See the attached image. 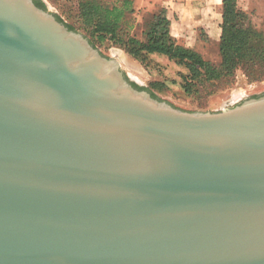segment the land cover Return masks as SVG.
<instances>
[{
  "label": "water",
  "instance_id": "95a60500",
  "mask_svg": "<svg viewBox=\"0 0 264 264\" xmlns=\"http://www.w3.org/2000/svg\"><path fill=\"white\" fill-rule=\"evenodd\" d=\"M0 264H264V92L180 108L0 0Z\"/></svg>",
  "mask_w": 264,
  "mask_h": 264
},
{
  "label": "trees",
  "instance_id": "16d2710c",
  "mask_svg": "<svg viewBox=\"0 0 264 264\" xmlns=\"http://www.w3.org/2000/svg\"><path fill=\"white\" fill-rule=\"evenodd\" d=\"M35 2L44 7L41 0ZM131 11L132 0H114L110 4L100 0H81L75 16L84 35L95 47L104 43L118 45L145 67L151 63L153 56L174 65L178 79L173 77L168 81L179 84L186 93L204 82L231 77L239 68L251 80L264 79V29L252 23L251 15L238 8L236 0H222L220 35L216 44L219 59L216 62L177 41L171 33L170 19L164 9L144 15H148L149 19L143 22V37L130 35L125 23L129 19L126 13ZM64 23L75 29L71 24ZM165 83L155 80L150 82V86L164 90ZM132 84L145 88L134 82ZM147 90L157 97L152 90Z\"/></svg>",
  "mask_w": 264,
  "mask_h": 264
},
{
  "label": "rangeland",
  "instance_id": "374dc122",
  "mask_svg": "<svg viewBox=\"0 0 264 264\" xmlns=\"http://www.w3.org/2000/svg\"><path fill=\"white\" fill-rule=\"evenodd\" d=\"M44 7L55 13L64 22L71 24L76 30L84 34V30L80 28L76 22V12L81 0H41ZM105 4H110L114 0H100ZM148 15L144 16L134 30V15H130L125 23L127 32L130 35L143 37L141 33L143 22L148 20ZM145 20V21H144ZM178 20V19H176ZM252 23L259 29H264V15L251 14ZM172 26V25H171ZM217 29H220L219 26ZM171 33L177 41L182 44H197L198 49L216 62L219 59L217 45L214 41H209L207 44L201 41L207 37L202 29L190 28L186 24L175 22L174 27H171ZM96 47L101 53L107 56L116 57L121 65L122 70L132 82L136 80L141 86L152 92L160 99L167 100L183 109L189 110H218L224 105H233L243 98L260 94L264 92V79L251 80L246 76L242 69H237L233 76L222 78L216 81L204 82L193 88L192 92L186 93L179 84H171L168 80L178 79L176 67L162 58L153 56L151 63L145 67L143 63L128 54L118 45L111 43L97 44ZM202 54V53H201ZM123 57V58H122ZM166 82L164 90L151 88L152 81Z\"/></svg>",
  "mask_w": 264,
  "mask_h": 264
},
{
  "label": "crops",
  "instance_id": "0c3cea01",
  "mask_svg": "<svg viewBox=\"0 0 264 264\" xmlns=\"http://www.w3.org/2000/svg\"><path fill=\"white\" fill-rule=\"evenodd\" d=\"M237 7L250 15H264V0H236ZM222 0H132V11L126 13L127 16L134 15V28L148 13H154L161 9L166 11V16L170 19L171 27L175 22L186 24L190 28L203 31L207 37L201 41L208 43L214 41L217 44L220 29H217L221 20ZM178 19V20H176ZM202 53L201 55L212 61L209 56L198 49L197 44H183Z\"/></svg>",
  "mask_w": 264,
  "mask_h": 264
},
{
  "label": "bare ground",
  "instance_id": "6f19581e",
  "mask_svg": "<svg viewBox=\"0 0 264 264\" xmlns=\"http://www.w3.org/2000/svg\"><path fill=\"white\" fill-rule=\"evenodd\" d=\"M123 58V57H122Z\"/></svg>",
  "mask_w": 264,
  "mask_h": 264
}]
</instances>
